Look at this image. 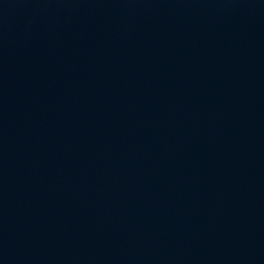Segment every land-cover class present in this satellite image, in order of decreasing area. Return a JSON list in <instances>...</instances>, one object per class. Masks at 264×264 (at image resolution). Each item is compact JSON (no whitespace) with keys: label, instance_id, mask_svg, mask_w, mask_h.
Instances as JSON below:
<instances>
[{"label":"water","instance_id":"1","mask_svg":"<svg viewBox=\"0 0 264 264\" xmlns=\"http://www.w3.org/2000/svg\"><path fill=\"white\" fill-rule=\"evenodd\" d=\"M0 264H264V0H0Z\"/></svg>","mask_w":264,"mask_h":264}]
</instances>
